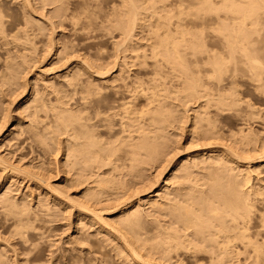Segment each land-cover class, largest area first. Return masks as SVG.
Masks as SVG:
<instances>
[{"label":"bare ground","instance_id":"obj_1","mask_svg":"<svg viewBox=\"0 0 264 264\" xmlns=\"http://www.w3.org/2000/svg\"><path fill=\"white\" fill-rule=\"evenodd\" d=\"M35 1L38 2L39 5H52L55 3H60L62 0ZM184 1L175 0L174 4H168L164 2V0L120 1L119 6L123 7L124 9L122 10L123 12L119 11L117 16H115L116 19H114L115 22L113 26L120 30L122 37L120 43H115L117 45L121 44V48H123L125 51L127 50L128 52H133V55L131 54L133 60H131L133 62L132 65L135 63H140V65H142L141 67H144V65L147 67L148 65L150 67V70L148 71V76L144 73V75L147 76H145L146 78L144 79L141 78L144 77L141 76V74V77L138 76V72L137 75L133 77L129 76L128 73L125 74V71H123L122 68V62H124L125 60V57L123 56V61L119 64L121 66L117 65L118 63L115 64V62L114 64L111 63L113 65L111 68L112 71L110 67H108L109 69H105L103 67L105 70L97 68L94 70L93 68L94 71L91 70L89 72L85 70H87V68L89 67L91 69V64L87 62V57V61L84 59V57L81 58V61L85 62L86 67L82 68V65H84L82 64L79 68L75 69L76 72L74 74H70L68 79L66 78V85L71 86L72 88L80 85L81 88H84L85 94L86 91H88L89 93L90 89H92L94 93L97 92L98 94L101 89L99 88L98 90V85H96L98 83H95L94 79L92 78V80L90 77L94 76L99 79H104L106 77V74L108 75V77H110L105 81L107 82L106 87H111V99L109 100V103L103 106V108L94 110L95 112L93 113V115L91 114V116H89L88 113V116L84 115V111L82 112L83 109L80 112L75 113V109L74 112L72 109L64 106L65 101L63 102L60 97L56 98L55 105H52L51 100L49 102H46L41 96L45 92L42 91L43 93H39L38 91H36V87H34L36 90H31L30 94L32 95V99H28L29 101H27L26 103L24 102L30 108L29 115L32 117V120L35 121L34 123H32L33 125H29V127H27L28 130L32 132L34 136L33 139L36 138L38 142L46 148V151L53 156H56L61 152L62 169L65 173H69V171L72 172L71 176L69 175L70 177L68 179V183L71 187H74L76 189L75 194L77 195V197L72 198L69 193H67V190L64 191L61 186H59L60 188H58V185L55 186L54 184H52L49 180V177H44L45 175L43 176V172L42 174L41 172L37 173V171L36 173H33L34 170L32 172L28 170L31 169V167L25 168V165L24 167H21L19 164H13L11 160L10 161L12 163L9 162L8 160L12 158H7L8 160H6L5 156H3V158L1 155L0 170L1 173L2 171L5 173L8 172V174L10 172H13L15 175H21V178L28 177L32 180L35 179L38 185L45 190L46 194H49L50 198L58 199L61 201L64 200L62 202L66 201L71 205L70 207H76L78 209V213L77 211L76 213L80 217V220H82L86 216H89L88 218H90L91 221L86 222H91L90 224L92 225L98 224V227L106 226V228H109L108 230H110L112 234H115L117 236L119 235L121 237L118 241V244L120 245L118 246L120 248V251L123 254H127V256H129L130 258H133L132 261H135L139 264H241L242 258H244V260L251 259L255 264H259V262L264 257V142L260 146H254L253 149L243 147L242 145H247L250 142L253 143L254 141H259V139H257L258 135H256V133L253 132V129H251L250 127L247 130L245 129L246 132H243L242 128H244V126H240L239 129L237 128V132H233V130L232 133L229 132L231 135L236 133L240 134V136H238V139L230 137L229 139H231V141L229 140L230 142H228V144L226 142L223 143L219 141L220 139H218V141L221 143L214 140H217L220 131V129L219 131H217V124H215L216 120H218L216 117L218 113H228L230 115L238 117L240 121H248L250 118L251 120L252 118L255 119V116H257L258 112L264 109V107L263 109L260 108L262 106H256V104L254 105L251 100H247L239 96V91H241L240 89L244 84L249 85V88L251 86V90H253L254 93L257 92L258 95L264 96V0H189L188 2L185 1L186 3H184ZM157 3H159V5H157ZM22 5L25 7H29V10L32 11L35 9L32 4V0H24ZM41 5L39 6V8L41 7ZM1 6L2 4L0 5V33L3 32V24H5V19H3L5 16L2 15ZM23 6L21 8H24ZM143 7L144 9L146 8L144 12L141 11V9L143 10ZM173 7H175L176 10L173 9L174 11H171ZM63 10H65V8ZM145 11L146 13H149L147 14V16H145ZM52 13L57 17L63 16L62 7H58L57 5V7L52 10ZM142 14L144 15L140 16ZM25 15V25H36L37 28L34 29L41 31L40 33H42L45 25L43 26V24L41 23V25L38 24L39 20H37V17V19H35L34 17H31L30 14ZM71 17L69 16V18ZM56 25V23L51 22V33L54 32V28L56 27ZM145 25L147 26V29L145 35H143L146 36V40L148 42L143 39L145 37L139 36L140 38L143 37L142 40H145L147 43H145L144 41L145 44L138 45L137 43L140 42H137L136 39H133L135 30L136 28H140V26ZM10 34L12 37L14 36V38H16V34L18 33L13 32ZM19 35L20 34H18L17 36ZM32 35L30 37V35L27 34L25 37L27 39V42H29L30 44ZM49 36L51 38L52 35ZM19 37L18 39H20ZM212 39H214V41L208 44V40L212 41ZM133 40L137 42V45H132ZM52 42L50 41L47 43ZM29 43H27V45ZM23 48L26 49V47L24 46ZM65 48L63 47L62 49ZM24 50L22 49V53L19 54V56L21 55L23 59L20 57L18 61H12L11 59V63L7 62L8 64L4 68L9 69L8 72H3L2 70H0L1 86L2 84L7 85V87L17 85V75L23 61H25V54L27 55ZM58 51L59 50H57L56 53ZM122 52L124 51L122 50ZM48 53H50V51ZM117 55L119 54L117 53ZM55 57L59 58V56ZM72 57H74V55H72ZM135 59L138 62H135ZM147 59H150L149 63H147ZM87 65L89 67H87ZM134 66H136V64ZM166 66H169V69H167L170 73H173V75L168 72H166V74L163 72ZM146 67H144V71L146 70ZM43 68V71L41 72H44L46 70H44ZM167 69L165 68V70ZM127 71L129 72V70ZM110 72H115V75L111 76ZM84 74H86L85 79L82 77ZM167 74L173 76H171L172 78L170 77L169 79L171 81V79L174 78V82L172 83H174L175 85L172 84L173 86H167L166 82L169 80L168 79L166 81V78L169 76ZM128 77L129 79L131 78V80H129ZM170 83L171 82H169L168 84ZM65 87L66 86H64V88ZM58 88L54 87V90L57 92ZM172 93L180 102H176L177 104H172L171 101V107L170 103L169 106L167 103L172 96H170V94ZM48 94L49 93H47V95ZM85 94L83 96H85ZM64 95L65 94H63V96ZM173 97H171V99ZM85 98L86 97H84L82 100L86 101ZM190 101L195 104L192 115L187 113L185 114L184 109H182L183 111H181L180 109L181 112L179 111V109L177 110V107H179L178 103L179 105L180 103L185 105L187 103H190ZM68 102L70 101L68 100ZM241 105H244V108L241 107ZM47 107H50V109L53 110L54 115V119L50 118L52 121L48 120L49 122H46L47 116L42 118L40 114L42 111L46 112V110H48L46 109ZM80 108L81 107L79 106V110ZM88 108L89 107H87V109ZM86 112L87 111L85 110V114ZM43 114L44 113H42V115ZM182 121L184 123L187 121L188 132L193 135H198L197 137H201V139H212V141L217 142L218 144L209 143L210 146L220 145L221 148H208L205 153L201 151L198 155H195L193 159L191 158L192 161L186 160V162L175 163V167H173L172 169L173 172L170 174L173 175L172 178L175 179L173 180V183H175L176 186H174L173 188L171 187L172 189H168L166 192L162 191V193H164L162 195H159V198H161V200L155 199V197L150 201L148 200L149 206L154 208L156 211L161 212V214L163 213V217L161 216L162 219L157 221L158 223L154 220L151 221L153 222V224L149 223L150 225H154V227L152 226L153 228H147L151 227L150 225L148 226V224L147 227H145L146 224L143 227V217L147 214V212H144L146 211V209L144 208L143 211L140 205L138 206L135 204L136 206H132L131 203V206H127L129 203L128 200L132 198L134 193H131V198L126 197L125 199L121 200V194L124 195L126 189L125 185L127 184L124 183V176L126 175V172L123 171V168H127L131 172H137L138 174L140 170L145 169V165H147L148 163L150 164L153 158L156 159L154 160L156 162L158 160L156 157H161L160 155L164 150H162V147L168 143V140H170L169 138L168 140L166 138V129L168 128V126L170 127L172 123L174 124L176 122L180 125ZM53 123H55V125L57 126L55 128H58L59 130L53 128ZM38 128L39 130H37ZM11 129L15 128L12 127ZM59 133H64L66 136L63 138L61 137L62 139L60 140V137H58ZM203 144L206 146L205 143ZM165 147L166 146H164V148ZM167 147L169 146L167 145ZM166 156L164 153V157ZM162 158L160 160H162ZM53 160L54 159H52V161ZM169 163L170 162H168V164ZM40 164L42 165V163ZM159 165H161V163H159ZM33 166L35 167L36 165ZM38 167L36 169H38ZM165 168H167L166 164ZM41 169L44 170L43 168ZM41 169L39 170L41 171ZM200 170L205 171L202 172ZM177 171L179 172V174H177ZM13 173L12 176H15L13 175ZM128 173L129 172H127V174ZM161 173L162 172L157 174L160 175ZM148 177L150 178V176ZM1 178L5 177L0 176V179ZM157 180L158 179H156L154 182H156ZM2 181H0L1 184ZM149 182H151V180L148 181V183ZM169 183L170 181L168 182L167 180H163V184H158L157 187H160V189H162L163 187L168 186ZM152 185H154V183ZM152 185L150 183L147 188L150 189ZM4 187L6 188V186ZM10 190L12 189L10 188ZM130 190H128L129 193ZM141 191L145 190L143 189ZM156 191L154 195L156 194ZM157 193L159 194V192ZM47 196L48 195H46V197ZM157 197L158 195L156 196V198ZM24 201L25 199L23 200V202ZM45 202L47 201L43 202L42 199L39 202L40 204H37L38 208L36 209L38 210L35 211L34 208L31 209L28 202L27 204H21V202L19 204L17 198L9 195L8 193H6V191L5 193H0V208L3 209L2 211L5 214H11V217H8L10 230H8L9 228L7 230L15 238V240L12 241V244H10L12 245V247L9 246L10 248H12V255H10L11 258L5 256L7 250H2L0 248V264H36V261L34 259L36 258L40 247L38 245V242L29 243V237L33 232L35 235L38 234V236L42 239L44 232H42L41 226L43 223L41 224V226L37 224H40V222H37L38 220H43L40 219V215H42L39 214L40 212L48 215L49 217H55L56 215L53 210L50 211L52 207H49V205ZM59 203L61 202L59 201ZM98 203H103V205L97 206ZM147 211L149 210L147 209ZM143 212L145 213L144 216L142 215ZM5 214L3 215L4 217ZM105 215L109 217H106ZM146 216H149V214ZM146 216L145 219L148 218ZM37 218L39 219L36 221L37 223L35 225L34 220H36ZM111 218L113 219L110 220ZM81 222L82 221L78 223ZM1 226L2 225H0V227ZM138 227H140L141 229L142 227L146 228V230L144 229L145 231L143 232V229L139 231ZM100 232L101 231H99V233ZM103 232L108 234V236L110 234V232H108L107 230H103ZM10 236L8 238H10ZM109 237L108 240L110 239ZM0 239L2 240V237H0ZM4 240L7 241V239ZM112 241L114 242V240ZM113 242L111 243L113 244ZM103 243L101 245H103ZM15 244H19L18 251L14 246ZM84 247L86 246L84 245ZM101 247L102 246H99V250ZM141 249L149 251H146L147 253L145 255H150L151 252V255H154L155 258L156 254V259L152 260L153 257H150L149 259L145 258L140 252ZM19 253H23L24 255L21 254L23 256H29L31 253V257L30 259L27 258V256L25 258H20L21 262L20 260L18 262L19 258L17 255H20ZM105 253L104 255H102L104 256V258H107L105 256L108 253ZM125 260L128 261V259L126 258ZM129 261H131V259ZM58 262L59 264H82V261L80 259H77L75 256L74 258L73 256L60 258L59 256ZM106 264H110L109 261ZM127 264H129V262Z\"/></svg>","mask_w":264,"mask_h":264},{"label":"rangeland","instance_id":"obj_2","mask_svg":"<svg viewBox=\"0 0 264 264\" xmlns=\"http://www.w3.org/2000/svg\"><path fill=\"white\" fill-rule=\"evenodd\" d=\"M24 0H0V5L2 4L1 8H2V15H4L5 17L3 19L4 20V23L3 24V34L0 33V70H2L3 72H8L9 69H6L4 67H6V65L8 63H11L13 60H17L20 59V57L22 58V56L19 54H21V50L25 49L23 48L26 47V49H29V50H24L25 53H27V55L25 54V58L22 63V66L20 67V70H19V73H18V78H17V85H13V86H9L7 87V85L5 84H2V86L0 85V156L2 155L5 156V159L8 160L9 158H12V159H9L8 161L9 162H13V164H19L21 167H24L25 165V168L27 167H31V169H28L30 170L31 172L33 171V173L37 171V173L43 172V176L44 177H49L48 179L50 180V182L52 184H54L55 186L58 185V188H60L59 186H61V188L65 191L67 190V193H69V195L72 197V198H75L77 197V195L75 194V191L76 189L74 187H71L69 185V177L71 176L72 172L69 171V173H65L62 169V155H61V152L58 153V155L56 156H53L52 154H50L49 152L46 151V148L40 144L38 142V140L36 138L33 139V134L30 130H28L27 127H29V125H33L32 123H34L35 121L32 120V117L29 115V107L27 104H25L27 101H29L28 99H32V95L30 94L31 93V90L32 89H35L34 87H36V91H38L39 93H43L41 96L44 98V100L46 102H49L51 100L52 102V105H55V99L56 98H61V100L64 102L65 101V107L67 108H70L74 111L75 109V113L77 112H80L82 109V112L84 111V115L88 116H91V114L93 115V113L95 112L94 110H99L101 108H103V106H105V104L109 103V100L111 99V95L112 94V90H111V87H106L107 85V82L105 80H107V78L109 79L110 77H108V75L106 74V79L104 78H96L94 76H91L90 78L94 79L95 83L97 82L98 85L97 88L99 90V88L101 89L98 94L97 92H93L92 89L89 90V93L88 91H86V94H85V90L84 88L80 85L76 86L75 88L71 87V86H68L66 85L67 84V79L68 77L70 76V74H74L76 72L75 69L79 68L82 64V68L83 67H86V64L85 62L83 63L81 60V58L84 57V59L86 60V57H87V62H89L91 69L90 67L87 65V70L85 71H91L94 70L97 68V69H102V70H105V69H109L108 67H110V69L112 68V64H117L119 65L122 61H123V56L125 57V60L124 62H122V68H123V71H125L124 73H128L129 76L133 77V76H136L137 75V72H138V76H144V77H141V78H146L148 76V71L150 70V67L147 65V67L144 65V67H146V70L144 71L143 69H145L144 67H141L142 65H140V63H135L136 66H134L135 64L132 65V55H133V52H128L127 50L125 51L122 47V45H117L118 43H120V40H121V33H120V30L118 28H116L114 25V22L116 19L115 16H117L118 12L121 11L123 12L122 10L124 9L123 7H120L119 6V3L120 1L122 0H62L60 3H55V4H45V5H41V7L39 8V3L36 2L35 0H32V4L33 6L35 7V12L34 10H29V7H25L23 6V2ZM34 1V2H33ZM177 1V0H176ZM184 1V0H183ZM186 2H188L189 0H185ZM184 1V3H186ZM215 1V0H214ZM15 2V3H14ZM96 2V3H95ZM113 2V3H112ZM164 2L170 4H174L175 3V0H164ZM22 3V4H21ZM115 3V4H114ZM21 4V6H20ZM62 6H61V5ZM112 4V6H111ZM38 5V6H37ZM62 7V11H63V16H55L53 15L52 13V10L55 8V7ZM66 5V6H65ZM89 5V6H88ZM118 7H117V6ZM157 5H159V3H157ZM24 7V8H21V7ZM52 6V7H51ZM111 6V7H110ZM87 7V8H85ZM8 8V9H6ZM37 8V9H36ZM65 8V10H63ZM83 8V9H81ZM114 8V9H112ZM19 9V10H18ZM86 11H85V10ZM118 9V11H117ZM146 9V8H145ZM144 7H143V10L141 9V11L144 12ZM176 10L175 7H173L171 9V11H174ZM75 12H73V11ZM110 10V11H109ZM116 12H115V11ZM29 11V12H28ZM78 11V12H77ZM82 11V13H81ZM149 11V9H148ZM170 11V12H171ZM27 12V13H26ZM33 12V13H31ZM84 12V13H83ZM92 12V13H91ZM65 13V14H64ZM75 13V14H74ZM80 13V15H79ZM91 13V15H90ZM142 13V12H141ZM146 13V11H145ZM144 13V14H145ZM25 14H30L31 17H34L35 19L39 20L38 21V24H43V26L45 27L43 30H42V33H40L41 31H38L37 29H34V28H37L36 25H25V20H26V15ZM73 16H72V15ZM144 14L140 15V16H143ZM147 14L149 13H146L145 16H147ZM25 15V16H24ZM38 15V16H37ZM40 15V17H39ZM79 15V16H78ZM109 15V16H108ZM55 16V17H54ZM69 16L71 18H69ZM75 16V17H74ZM149 16V15H148ZM37 17V18H36ZM42 17V18H41ZM46 17V18H45ZM63 17V19H62ZM68 17V18H66ZM77 17V18H76ZM148 18V17H147ZM68 19V20H67ZM24 20V21H22ZM57 20V21H56ZM63 20V21H62ZM71 20V22H70ZM46 21V22H45ZM56 21V22H55ZM7 22V23H6ZM50 22V23H49ZM51 22L53 23H56V27L54 28V32L51 33V28H50V25H51ZM59 23V24H58ZM72 23V24H71ZM40 24V25H41ZM49 25V26H48ZM61 26V27H60ZM112 26V27H111ZM146 26V25H145ZM140 26V28H136L135 30V34L133 36V39L137 40V42H140V43H137L133 40V44L132 45H139V44H145L147 43L148 41L146 40V36L145 35V32H146V29H147V26ZM16 27V28H15ZM58 27V28H57ZM26 31H25V29ZM32 28V29H31ZM57 28V29H56ZM145 28V29H144ZM20 29V30H19ZM142 29V30H141ZM16 30V31H15ZM24 30V31H23ZM12 31V32H11ZM35 31V33H34ZM38 31V32H37ZM13 32H17L18 34H20L19 36H17L18 34H16V38H14V36L12 37L10 33H13ZM24 32V33H23ZM142 32V33H141ZM38 33V34H37ZM51 33V34H49ZM5 34V35H4ZM29 34L30 37L32 35V39L35 38V39H31V44L29 42H27V39L25 38L26 35ZM35 34V35H34ZM144 34V35H143ZM37 35V36H36ZM41 35V37H40ZM49 35H52L51 38ZM35 36V37H34ZM50 38V41L53 43H47V42H50L49 41V38ZM59 36V37H58ZM137 36V37H136ZM141 36L145 37L143 39L145 40H142V38H140ZM5 37V38H4ZM18 37L20 39H18ZM58 37V38H57ZM12 38V39H11ZM46 38V39H45ZM54 38V39H53ZM61 38V39H60ZM52 39V40H51ZM70 39V40H69ZM142 41H140V40ZM12 40V41H11ZM48 40V41H47ZM116 40V41H115ZM7 41V42H6ZM25 41V42H24ZM42 41V43H41ZM72 41V42H71ZM145 41V43H144ZM214 39H212V41L208 40V44L213 42ZM11 42V43H10ZM62 42V43H61ZM65 42V43H64ZM74 42V43H73ZM117 44H116V43ZM3 43V44H2ZM5 43V44H4ZM7 43V44H6ZM18 43V44H17ZM20 43V44H19ZM27 43H29L27 45ZM34 43V45H33ZM44 43V44H43ZM60 43V45H59ZM68 43V44H67ZM137 43V44H136ZM52 44V45H50ZM71 46H70V45ZM77 44V45H76ZM115 44V45H114ZM20 45V46H19ZM22 45V46H21ZM33 45V46H32ZM66 45V46H64ZM86 45V46H85ZM2 46V47H1ZM32 48H31V47ZM37 46H38V49H37ZM44 46V47H43ZM74 46V47H72ZM98 46V47H97ZM116 46V47H115ZM18 47V48H17ZM20 47V48H19ZM30 47V48H28ZM41 47V48H40ZM51 49H49V48ZM53 47V48H52ZM65 48V49H62V48ZM101 47V48H100ZM124 47V45H123ZM2 48V49H1ZM104 48V49H103ZM107 48V49H106ZM120 48V49H119ZM21 49V50H20ZM32 49V50H31ZM36 49V50H35ZM48 49V50H47ZM72 49V50H71ZM124 52H122V50ZM18 50V51H17ZM45 50V51H44ZM55 52H54V51ZM59 50L57 53L56 51ZM68 50V51H67ZM97 50V51H95ZM107 50V51H106ZM111 50V51H110ZM115 50V52H114ZM117 50V51H116ZM119 50V51H118ZM43 51V52H42ZM47 51V52H46ZM50 51V53H48ZM61 51V52H60ZM68 53H67V52ZM92 51V52H91ZM121 51V52H120ZM72 52V53H71ZM100 52V53H99ZM110 52V54H109ZM140 52V51H139ZM11 53V54H10ZM55 55H54V54ZM67 53V54H66ZM94 53V54H93ZM117 53L119 55H117ZM122 53V54H121ZM47 54V55H46ZM49 54V55H48ZM58 54V55H57ZM65 54V55H64ZM125 54V55H124ZM129 54V55H128ZM132 54V55H131ZM43 55V56H42ZM46 55V56H45ZM66 55H67V58H66ZM72 55H74V57H72ZM78 57H77V56ZM86 55V56H85ZM102 55V56H101ZM129 57H128V56ZM131 55V56H130ZM8 56V57H7ZM16 56V57H15ZM29 56V58H28ZM34 56V57H33ZM42 56V57H41ZM55 56H59L58 57H55ZM81 56V57H80ZM118 56V57H117ZM127 56V58H126ZM33 57V58H31ZM65 57V58H64ZM90 57V58H89ZM96 57V58H95ZM111 57V58H109ZM113 57V58H112ZM116 57V58H114ZM10 58V59H9ZM16 58V59H15ZM30 60H28V59ZM31 58V59H30ZM37 58V59H36ZM45 58V59H44ZM78 58V59H77ZM108 58V59H106ZM12 59V61H11ZM23 59V58H22ZM62 59V60H61ZM69 59V60H68ZM71 59V60H70ZM92 59V60H91ZM99 59V60H98ZM130 59V60H129ZM7 60V61H6ZM95 60V61H94ZM97 60V61H96ZM106 60V61H105ZM110 60V61H109ZM115 60V61H114ZM132 60V61H131ZM147 63H149L150 59H147ZM5 61V62H4ZM20 61V60H19ZM91 61V62H90ZM93 61V62H92ZM137 60L135 59V62ZM2 62V63H1ZM4 62V63H3ZM8 62V63H7ZM25 62V63H24ZM55 62V64H54ZM58 62V63H57ZM66 64H64V63ZM105 62V63H104ZM131 62V63H130ZM138 62V61H137ZM28 65H27V64ZM81 63V64H80ZM96 63H97V66H96ZM99 63V64H98ZM107 63V64H106ZM112 63V64H111ZM124 63V65H123ZM5 64V66H4ZM36 64V65H35ZM27 65V66H26ZM30 65V67H29ZM38 65V66H37ZM52 65V66H51ZM94 65V66H93ZM111 65V66H110ZM25 66V68H24ZM32 66V67H31ZM121 66V65H119ZM127 66V67H126ZM131 66V67H130ZM44 67V68H43ZM70 67V68H69ZM75 67V68H74ZM98 67H102V68H98ZM105 69H104V68ZM126 67V68H125ZM138 67V68H137ZM42 68L45 70L44 72H41L43 71ZM130 68V69H128ZM166 69L168 68L169 69V66H166L165 67ZM164 68V73L166 74V72L170 73L167 70H165ZM5 69V70H4ZM31 69V70H30ZM38 69V70H37ZM71 69V70H70ZM90 69V70H88ZM7 70V71H6ZM93 70V71H94ZM129 70V72L127 71ZM40 71V72H39ZM112 71V69H111ZM23 72V73H22ZM132 72V73H131ZM141 72V73H140ZM37 73V74H36ZM43 73V74H42ZM88 73V72H86ZM143 73V74H142ZM147 74L146 75H144ZM1 74V73H0ZM23 74V75H22ZM134 74V75H133ZM173 75V73H170ZM170 74H167L169 75L167 78H166V81L172 76ZM38 75V76H37ZM47 75V76H46ZM86 74H84L82 77L85 79ZM110 75L113 76L115 75V72H110ZM109 75V76H110ZM21 76V77H20ZM25 76V77H24ZM146 76V77H145ZM63 77V78H62ZM173 77V76H172ZM171 77V78H172ZM67 78V79H66ZM89 78V79H90ZM37 79V80H36ZM92 79V80H93ZM129 79V77H128ZM174 79V78H173ZM170 79L167 81L168 83L171 82L170 84H167L168 85H175L174 83V80ZM40 80V81H39ZM104 80V81H103ZM131 80V78L129 79ZM173 80V81H172ZM64 81V82H63ZM176 82V81H175ZM21 83V84H20ZM23 83V84H22ZM36 83V84H34ZM54 83V84H53ZM57 83V84H56ZM66 83V84H65ZM105 83V84H104ZM1 84V83H0ZM43 84V85H42ZM173 84V85H172ZM6 87H5V86ZM21 85V86H20ZM35 85V86H34ZM57 85V86H56ZM62 85V86H61ZM100 85V86H99ZM38 86V87H37ZM45 86V87H44ZM64 86H66L64 88ZM249 85H243L241 87V91H239V96L242 97V98H245L247 100H251V102L254 103V105L256 104V106H262L260 108L263 109L264 107V96L262 95H258L257 92L254 93L253 90H251V86L250 88L248 87ZM5 87V88H4ZM53 87V88H52ZM54 87L58 88L57 92L54 90ZM63 87V88H62ZM68 87V88H67ZM14 88V89H13ZM25 88V89H24ZM109 88V89H108ZM5 89V90H4ZM63 89V90H60ZM75 89V90H74ZM82 89V90H81ZM103 89V90H102ZM108 89V90H107ZM251 91H250V90ZM45 90V91H44ZM67 90V91H66ZM94 90V89H93ZM106 90V91H105ZM21 91H24V92H21ZM43 91V92H42ZM49 91V92H48ZM55 91V92H53ZM63 91V92H62ZM75 94H73L72 92ZM78 91V92H77ZM84 91V93H83ZM95 91V90H94ZM104 91V92H103ZM108 91V92H107ZM60 92V93H59ZM67 92V94H66ZM70 92V93H69ZM6 93V94H5ZM8 93V94H7ZM47 93H49L47 95ZM51 94V95H50ZM63 94H65L63 96ZM85 94V96H83ZM93 94V95H92ZM96 96H95V95ZM50 95V96H49ZM69 95V96H68ZM172 95V96H171ZM62 96V97H61ZM171 97H173V93L170 94ZM70 97V98H69ZM86 97V101H83L82 99ZM90 97V98H89ZM168 100V106H169V103L171 102L172 104H177L176 102H180L178 101V99L175 98V96L171 99ZM2 98V99H1ZM42 98V99H43ZM46 98V99H45ZM69 98V99H67ZM94 98V99H93ZM102 98V99H101ZM90 99V100H89ZM98 99V100H97ZM175 99V100H174ZM67 100V101H66ZM68 100L70 102H68ZM82 100V101H81ZM177 100V101H176ZM74 101V102H73ZM89 101V102H88ZM107 101V102H106ZM4 102V103H3ZM25 102V103H24ZM82 102V103H81ZM85 104H84V103ZM91 102V104H90ZM99 104H98V103ZM101 102V103H100ZM67 103V104H66ZM70 103V104H69ZM72 103V104H71ZM74 103V104H73ZM81 103V104H80ZM170 103V106L172 107V104ZM191 103V104H190ZM190 103H187L185 105H183L182 103H178V106L177 107V110L181 109V111H183L182 109L185 110V114H191L193 113V108H194V103H192L190 101ZM69 104V106H68ZM96 104V105H95ZM104 104V105H103ZM72 105V107H71ZM89 105V106H88ZM185 107H183V106ZM24 106V108H23ZM79 106L81 107L80 110H79ZM83 106V107H82ZM89 107L87 109V107ZM244 105H241V107H243ZM26 107V108H25ZM183 107V108H182ZM190 108V109H189ZM244 108V107H243ZM27 109V110H26ZM46 109V112H41V116L42 118L43 117H46V122H49L48 120L52 121L51 119H54V115H53V110L50 109V107H47ZM85 110L87 111L86 114H85ZM191 110V111H190ZM21 111V112H20ZM25 111V112H24ZM28 111V112H27ZM180 111V112H181ZM27 112V113H26ZM214 112V111H213ZM42 113H44L42 115ZM46 113V115H45ZM88 113V114H87ZM51 114V115H50ZM103 114V113H102ZM259 114V116H258ZM257 116H255V119L251 118L247 121V120H241L238 118V117H235L233 115H230L228 113H218L216 115L217 119L215 124H217V131H219V136L217 138V140H214V141H218V139H220L219 141L223 142V143H227L231 141V139H229L230 137H234V138H239L238 136H240V134H232V135H235V136H232L230 133H232V130L233 132H237V130L239 129V127H243L242 128V131L243 132H246L245 129L247 130L249 127L251 129H253L252 131L256 133V135H258V138L259 141H254L253 143L250 142L249 144L247 145H242L243 147L245 148H254V146H260L263 142H264V109L263 110H260L258 112ZM45 115V116H44ZM50 115V116H49ZM263 115V116H262ZM8 116V117H7ZM29 116V117H28ZM233 116V118H232ZM261 116V117H260ZM25 117V118H24ZM257 117V118H256ZM51 118V119H50ZM226 118V119H225ZM261 121H260V120ZM23 120V121H22ZM27 120V121H26ZM31 120V121H29ZM258 120V121H257ZM33 121V122H32ZM245 121V122H244ZM26 122V123H25ZM263 122V123H262ZM219 123V124H218ZM177 124V125H176ZM185 124V125H184ZM253 124V125H252ZM4 125V126H2ZM173 125V126H172ZM172 125H170V127L168 126V128L166 129L167 130V133H166V138L168 140V138L170 140H166L167 144H165L164 146H166L164 148V146L162 147V154L160 155L161 157H156L158 160L155 162L154 160H156L155 158H153V162L151 161L150 164L148 163L147 167L144 166L145 169L143 170H140L137 174V172H131L129 171L127 168H123V171L126 172V175L123 177L124 180H125V186H126V189H125V193L124 195L121 194V200L122 199H125L126 197H130L132 196L131 193H134L132 198L128 200V205L127 206H136V205H140L141 209L144 211V208L146 209V211H144L145 213L147 212L146 215L149 214V216H146L145 213L143 212V216L145 215L146 218L145 219V216L143 217L144 219V224H143V227L145 225V227H147V224L148 226L150 224H153V222L151 221H159L161 220V216L163 217V213L161 214V212H158L156 211L154 208L150 207L149 204H148V200L150 201L151 199H158V200H161V198H159L160 196L159 195H162L164 192H166L168 189H172L175 185V183H173L175 179L172 178V173L173 172V167H175V163L179 162H186L187 161H192L193 157L195 155H198L201 151L203 153H205L207 151V149H219L221 148L220 145H211L210 144H218L217 142H214L211 140H205V138L201 139V137H197L198 135H193L191 134L190 132H188V124H187V121L184 123L183 121L180 123H172ZM183 125V126H182ZM221 125V126H220ZM23 126V127H22ZM246 126V127H245ZM15 128V129H11V128ZM57 127L55 125V123H53V128L56 129V130H59L58 128H55ZM176 127V128H175ZM179 127V128H178ZM224 127V128H223ZM25 128V129H24ZM238 128V129H237ZM2 129V130H1ZM23 129V130H22ZM171 129V130H170ZM231 129V130H230ZM19 130V131H18ZM39 130V128L37 129ZM182 130V131H181ZM230 130V131H229ZM236 130V131H234ZM18 131V132H17ZM28 131V132H27ZM169 131V132H168ZM230 132V133H229ZM17 133V134H16ZM20 133V134H19ZM28 133V134H27ZM170 133V134H169ZM173 133V134H172ZM184 133V134H183ZM30 134V135H29ZM62 133H59L58 134V137H60L59 139L61 140L63 137H65L66 135L63 133L62 136H61ZM260 134V135H259ZM64 135V136H63ZM169 135V136H168ZM173 135V136H171ZM178 137H177V136ZM237 135V136H236ZM21 136V137H20ZM30 136V137H29ZM182 136V137H181ZM221 136V137H220ZM18 137V138H17ZM62 137V138H61ZM165 138V139H166ZM226 138V139H225ZM28 139V140H27ZM222 139V140H221ZM189 140V141H187ZM194 142H193V141ZM224 140V141H223ZM230 140V141H229ZM19 141V142H17ZM173 141V142H172ZM208 141V142H207ZM210 141V142H209ZM218 141V142H219ZM13 142V143H12ZM29 142V143H28ZM38 142V143H37ZM190 142V143H189ZM203 144L207 142L206 146L204 145H201L200 144ZM219 142V143H221ZM24 143V144H23ZM210 143V144H209ZM257 143V144H256ZM2 144V145H1ZM10 144V145H9ZM15 144V145H14ZM30 144V146H29ZM189 144V146H188ZM194 144V146H193ZM253 144V145H251ZM9 145V146H8ZM167 145L169 147H167ZM199 145V146H198ZM179 146V147H178ZM198 146V147H197ZM203 146V147H202ZM220 146V147H219ZM247 146V147H246ZM35 147V148H34ZM44 147V148H43ZM187 147V148H186ZM10 148V149H9ZM20 148V149H19ZM244 148V149H245ZM23 149V150H22ZM39 149V151H38ZM42 149V150H41ZM166 149V150H165ZM168 149V150H167ZM4 150V151H3ZM21 150V151H20ZM177 150V151H175ZM199 151V152H198ZM4 152V153H3ZM170 152V153H169ZM6 153V154H5ZM13 153V154H12ZM22 153V154H21ZM164 153H165V156L164 157ZM169 153V154H168ZM197 153V154H196ZM25 154V155H24ZM47 154V155H46ZM257 154V153H255ZM11 155V156H10ZM46 155V156H45ZM50 155V156H49ZM29 156V157H28ZM41 156V157H40ZM172 156V157H170ZM204 156H207V155H204ZM46 157V158H45ZM56 157V158H55ZM58 157V158H57ZM164 159H163V158ZM4 158V157H3ZM8 158V159H7ZM33 158V159H32ZM43 158V159H42ZM162 158V160H160ZM171 158V159H170ZM192 158V159H191ZM42 159V160H41ZM52 159H54L52 161ZM59 159V160H58ZM170 159V161H169ZM173 159V160H172ZM191 159V160H190ZM11 160V161H10ZM58 162H57V161ZM160 160V161H159ZM170 162L168 164V162ZM178 160V161H177ZM182 160V161H181ZM184 160V161H183ZM18 161V162H17ZM42 161V162H40ZM163 161V162H162ZM166 161V162H165ZM11 162V163H12ZM17 162V163H16ZM21 164H20V163ZM29 162V164H28ZM51 162V164H50ZM23 163V164H22ZM42 163V165L40 164ZM46 163V164H45ZM55 163V164H54ZM61 163V164H60ZM154 163V164H153ZM159 163H161V165H159ZM164 163V164H163ZM28 164V165H27ZM44 164V165H43ZM165 164L167 166V168H165ZM32 165V166H31ZM33 165H36L35 167ZM54 165V167H53ZM56 165V166H55ZM39 166V167H38ZM38 167V169H36ZM45 167V168H44ZM56 167V168H55ZM162 167V168H161ZM164 167V169H163ZM35 168V169H34ZM41 168H43L44 170H42ZM70 168V167H69ZM156 168V169H155ZM161 168V169H160ZM41 169V171L39 170ZM62 169V170H61ZM127 169V171H126ZM163 169V170H162ZM149 170V171H148ZM56 171V173H55ZM62 171V172H61ZM155 171V172H154ZM158 171V172H156ZM165 171V172H164ZM202 172H204L205 170H200ZM58 172V173H57ZM64 172V173H63ZM124 172V173H125ZM127 172H129L128 174H131L133 173V175H128ZM141 172V174H140ZM142 172H143V175H142ZM145 172V173H144ZM149 172V173H148ZM162 172L160 175H158L157 173H160ZM4 173V174H3ZM12 173L13 172H10L8 174L3 172L1 173V170H0V176H3L5 178H9V179H5V178H1L0 181H2V184L0 182V193H8L9 195L13 196L14 198H17L18 200V203L20 204H27V202L29 203L31 209L34 208V210H38L36 208H38L37 204H40L39 202L43 199V202L44 201H47L45 203H47L49 205V207H52L50 211L53 210V212L56 214L55 217H49L48 215L46 214H43V213H39V214H42L40 215V219H43L41 221H39L37 218L36 220H34V224L36 225L37 222H40L37 223L39 226H41L42 224V232L43 233V236H42V239L41 237L38 236V234H34L32 232L31 236L29 237V243H33V242H38V245L40 247V250L39 252L37 253V256L36 258L34 259L36 261V264H59L58 262V258L60 256V258L62 257H69V256H74L77 258V259H80L82 262V264H106L109 263L110 264H127L129 262V264H139L135 261H132L133 258H130L129 256H127V254H123L121 251H120V248L118 246H120L118 244V241L120 240V236L118 237L117 235L115 234H112V232L110 230H108L109 228H106L101 226V227H98V224H90L89 222H86V221H91L90 218H88L89 216H86L84 217L82 220H80V217L78 216V209L76 207H70L71 205L69 203H67L66 201L65 202H62L64 200H58V199H52L49 197V194H46L45 190L40 187L38 185V183L36 182L35 179H29L28 177L27 178H21V175L19 174H16V175L13 173V175L15 176H12ZM45 173V174H44ZM56 174V175H55ZM136 174V175H135ZM140 174V175H139ZM176 174V172H175ZM177 174H179V172L177 171ZM7 175V177H6ZM47 175V176H46ZM64 175V176H63ZM70 175V176H69ZM150 176V178L148 176ZM152 175V176H151ZM156 175V176H154ZM9 176V177H8ZM137 176H140V177H137ZM146 176V177H144ZM65 177V178H64ZM134 179H132V178ZM148 177V178H147ZM168 177V178H167ZM12 178V179H11ZM21 178V179H20ZM59 178V179H58ZM148 181L151 180V182L148 183ZM164 178V179H163ZM28 179V180H27ZM127 179V180H126ZM132 179V180H131ZM144 179V180H142ZM153 179V180H152ZM156 179H158L156 182H154ZM162 181H161V180ZM11 180V181H10ZM20 182H19V181ZM146 180V181H145ZM163 180H167L168 182L170 181V185L168 184V186L166 187H163L162 189H160V187H157L158 184H163ZM6 181V182H5ZM29 181V182H28ZM135 181V182H134ZM143 181V182H141ZM145 181V183H144ZM67 182V183H66ZM147 183V184H146ZM151 183V185L154 183V185H152V187L150 189L147 188V186H149ZM12 184V185H11ZM61 184V185H60ZM63 184V185H62ZM146 184V185H145ZM156 184V185H155ZM174 184V185H173ZM6 186V188L4 186ZM173 185V186H172ZM37 186V187H35ZM66 186V187H65ZM128 186H129V189H128ZM143 187V188H142ZM157 187V188H156ZM172 187V188H171ZM3 188V189H1ZM10 188L12 190H10ZM33 189V190H32ZM38 189V190H37ZM131 189V190H130ZM145 190V191H141V190ZM148 189V190H147ZM157 191H156V190ZM166 189V190H165ZM130 190V193L129 191ZM156 191V194L154 195L155 191ZM128 191V192H126ZM152 191V192H151ZM162 191H164L162 193ZM26 192V193H25ZM143 192V193H141ZM159 192V194L157 193ZM30 193V194H28ZM129 195H128V194ZM15 194V195H14ZM131 194V195H130ZM140 194V195H139ZM24 195V196H23ZM46 195H48L46 197ZM158 195V197L156 198V196ZM74 196V197H73ZM49 197V198H48ZM41 198V199H40ZM46 198V199H45ZM137 198V199H136ZM149 198V199H148ZM25 199V201L23 202V200ZM39 199V200H38ZM49 199V200H48ZM144 199V200H143ZM52 200V201H51ZM27 201V202H26ZM55 203H54V202ZM57 201V202H56ZM59 201L62 203H59ZM96 201V200H95ZM147 201V202H146ZM139 202V204H138ZM31 203V204H30ZM58 203V204H57ZM131 203V205H130ZM53 204V206H52ZM60 204V205H59ZM67 204V205H66ZM136 204V205H135ZM33 205V207H32ZM36 205V206H35ZM58 205V206H56ZM62 205V206H61ZM69 205V206H68ZM103 205V203H98L97 206H101ZM149 207H148V206ZM35 206V207H34ZM55 206V207H54ZM65 206V207H64ZM144 206V207H143ZM65 208V209H64ZM147 209L150 211H147ZM3 209L0 208V225H2L0 227V237H2V240L0 239V248L3 250H7L5 256L6 257H9L11 258L10 255H12V241L15 240V238L8 232V230H10V227H9V221H8V217H11V214H5L3 211ZM32 211V210H31ZM77 211V213H76ZM156 211V212H154ZM152 212V213H151ZM2 213V214H1ZM5 214V217L3 216ZM105 214V213H104ZM152 214V215H151ZM6 215H7V219H6ZM151 215V216H150ZM65 216V217H64ZM106 216V215H105ZM69 217V218H67ZM79 217V218H78ZM106 217H109V216H106ZM152 217V218H150ZM156 217V218H155ZM150 218V219H149ZM46 221H45V220ZM89 219V220H87ZM113 218H111L110 220H112ZM38 220V221H37ZM145 220H146V223H145ZM8 221V222H7ZM37 221V222H36ZM43 221V222H42ZM45 221V222H44ZM82 221L81 223H78ZM150 221V222H149ZM4 222V223H3ZM47 222V223H46ZM68 222V223H67ZM85 224H84V223ZM45 223V224H44ZM78 223V224H77ZM88 225H87V224ZM150 223V224H149ZM158 223V222H157ZM157 223H154V224H157ZM90 225V227H89ZM81 226V227H80ZM94 226V227H93ZM96 226V227H95ZM151 227H147V228H153L154 225H150ZM153 226V227H152ZM6 227V228H5ZM48 227V229H47ZM87 227V228H86ZM142 229L140 227H138V230H142L145 231L146 228H143ZM9 228V229H8ZM102 230H101V229ZM140 228V229H139ZM8 229V230H7ZM45 229V230H44ZM88 229V230H87ZM100 229V230H99ZM145 229V230H144ZM84 230V231H83ZM103 230H107L108 232H110L109 236L108 234H106L105 232H103ZM99 231H101L99 233ZM84 232V233H83ZM8 233V235H7ZM11 236H10V235ZM98 234V235H97ZM104 234V235H102ZM87 235V236H86ZM102 235V236H101ZM10 236V238H8ZM116 236H117V239H116ZM12 237V238H11ZM72 237V238H71ZM86 237V238H85ZM103 237V238H102ZM108 237L111 239L108 240ZM113 237V238H111ZM7 239V241H5L4 239ZM38 238V239H37ZM85 240H84V239ZM96 238V239H95ZM33 241H32V240ZM116 239V240H115ZM10 240V241H9ZM38 240V241H37ZM44 240V241H43ZM87 240V241H86ZM114 240V242L112 241ZM72 241V242H71ZM90 241V242H89ZM3 242V243H2ZM94 244H93V243ZM98 242V243H97ZM104 242V243H103ZM113 242V244L111 243ZM7 243V244H5ZM27 243V244H29ZM77 243V244H76ZM97 243V244H96ZM103 243V245H101ZM117 245H116V244ZM9 244V245H8ZM5 245V246H3ZM8 245V246H7ZM81 245V246H80ZM84 245L86 247H84ZM115 245V246H113ZM10 246V247H9ZM15 248H17V251L19 250V244H15L14 245ZM13 246V247H14ZM26 246H29V245H26ZM99 246H102L99 250ZM3 247V248H2ZM6 248V249H5ZM92 248V249H91ZM97 248V249H96ZM103 248V249H102ZM119 248V249H118ZM89 249V250H88ZM109 249V250H108ZM68 250V251H67ZM116 250V251H115ZM103 251V253H102ZM143 251V253H142ZM147 252H149L148 250H146ZM144 249H141L140 252L141 254L149 259L150 257L153 259H156L157 255L155 254V258H154V255H151V252H150V255H145L147 252H146ZM11 252V253H9ZM21 252V251H19ZM106 252V253H105ZM110 252V253H109ZM145 252V253H144ZM92 253V254H90ZM104 253L107 254L105 257H109L108 260L107 258H104ZM116 253V254H115ZM126 253V252H125ZM20 254V253H19ZM23 254V253H21ZM17 255L18 256V262L20 260V258H25L27 255L23 256V255ZM62 254V255H61ZM65 254V255H64ZM103 254V255H102ZM110 254V255H109ZM29 255V253H28ZM64 255V256H63ZM78 255V256H77ZM119 255V256H118ZM127 257H126V256ZM16 256V257H17ZM23 256V257H22ZM123 256V257H122ZM148 256V257H147ZM31 257V253L29 256H27V258L30 259ZM79 257V258H78ZM83 258V259H82ZM113 258V259H112ZM120 258V259H119ZM128 259L127 260H125ZM38 259V260H37ZM85 259V260H84ZM124 259V260H123ZM131 259V261H129ZM124 262H123V261ZM10 261V259H9ZM90 261V262H88ZM112 263H111V262ZM127 261V263H126ZM21 262V260H20ZM40 262V263H38ZM53 262V263H52ZM87 262V263H86ZM95 262H98V263H95ZM192 264H195V263H192ZM241 264H255L253 260H244V258H242V262ZM259 264H264V257L263 259L259 262Z\"/></svg>","mask_w":264,"mask_h":264}]
</instances>
